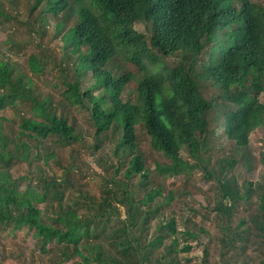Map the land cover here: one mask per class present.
Here are the masks:
<instances>
[{
  "label": "trees",
  "instance_id": "1",
  "mask_svg": "<svg viewBox=\"0 0 264 264\" xmlns=\"http://www.w3.org/2000/svg\"><path fill=\"white\" fill-rule=\"evenodd\" d=\"M7 21L25 27L4 44L0 31V112L16 110L0 115V226L35 230L44 254L60 252L52 264H181L193 248L187 239L206 230L179 229L167 211L175 190L164 186L200 171L219 185L213 200L205 196L223 232V261L232 252L248 264L247 245L236 242L257 229L264 264V177L250 178L264 165L250 140L264 129V2L0 0V28ZM32 42L47 52L20 67L11 52ZM49 62L60 75L58 98L38 83ZM79 144L104 167L101 195L81 184ZM21 163L30 172L17 176ZM63 188L76 189L66 208ZM252 198L258 212L234 230V211Z\"/></svg>",
  "mask_w": 264,
  "mask_h": 264
},
{
  "label": "rangeland",
  "instance_id": "2",
  "mask_svg": "<svg viewBox=\"0 0 264 264\" xmlns=\"http://www.w3.org/2000/svg\"><path fill=\"white\" fill-rule=\"evenodd\" d=\"M264 0H252V2H259ZM21 12L25 15L26 14V7H22ZM25 25H20L14 21H7L4 22V25L1 26V44H4V40H6L11 34H14L18 37L17 31L24 29ZM52 48L58 49L57 45L49 42ZM4 45H0V48ZM8 47V46H7ZM47 52L44 48L38 47L35 43H29L25 46V49L21 50V54H17L16 52H11L16 60H19L20 67L28 68V59L31 54H38L41 57V53ZM131 69L134 70L132 66ZM60 75L58 74L57 70L53 66L52 62H49L46 65V72L42 75L41 78H38V83L40 86L47 91H51L55 93L57 98L59 97L58 92L59 86L61 81L59 79ZM53 85H57L54 89ZM264 100V94L262 95ZM22 109H24V105H21ZM26 109H29V106H26ZM1 116H5L6 118H13L16 115V110L13 108H8L5 111L0 112ZM78 125L83 126L81 122V118H77ZM14 123L6 122V129L12 131L11 126ZM18 130V127L13 125ZM86 129V126H84ZM140 138L142 139V146L144 149L149 150V140H145V136L143 133L140 134ZM88 142L92 143V137H87ZM251 150L256 155L257 163L260 157V153L264 151V129L260 128L254 131L251 134ZM51 146L54 147L52 141L50 142ZM77 151L81 154V162L80 165L83 169V173L85 175L84 180H81V184L87 186V189L92 194L101 195L102 193V181L100 180L99 174H104V167L98 165L97 160L90 154L89 147L87 144H79L76 146ZM63 150H60V152ZM63 155L68 153L63 152ZM214 156L217 157L221 153L219 151H215ZM164 158H160L162 161ZM52 171L57 172L58 176L60 177L63 173L60 167H57L52 162ZM13 171L15 175H26L30 172L29 166L26 164H18L13 167ZM238 173L242 179L246 178V171L240 168ZM98 174V175H97ZM18 176V175H17ZM264 177V165L258 163V166L254 173L251 174L250 178L253 179L255 182L261 180ZM39 181V180H38ZM164 190H175L176 197L174 202L167 207L168 213H175L178 216V224L179 229L186 230L189 227L192 228L191 230L194 231L197 227L202 226L206 232H199L198 239H187V243L192 245L193 248L190 252L180 254L182 258L181 264H201L204 261L205 257V249L208 250V264H226L223 261L224 257L222 254L224 253L223 250V243H222V236L223 232L220 227L219 219L216 216V211L210 212L209 204L205 194H208L210 200H213L214 196H218L219 185L215 181H210L204 177V173L197 171L192 174L189 178H184L181 176L173 177L169 179L164 186ZM65 191V196L63 198L64 207L70 205V201L74 197H76V189L73 188H63ZM167 194V192H166ZM141 195L134 196L135 199L140 198ZM256 198H252L247 201H240V205L234 211L231 219V227L236 230L237 225L242 219H246L247 221H251L250 217L255 215L258 212ZM85 209L80 208L79 212L83 213ZM121 217L125 216L124 207L120 206ZM183 216V218H182ZM191 220L195 222L194 225H187L186 223ZM159 222L156 220L149 226L148 233L143 235L142 239L148 241L153 236V229ZM189 228V229H190ZM194 229V230H193ZM5 230V231H4ZM243 230V229H242ZM35 230L32 232L25 228L24 230L17 232V234L12 233V228L4 229L0 226V261H3L4 264H52L54 259L60 255V252L44 254L42 246L39 244V240L35 237ZM258 233L257 229L254 230L253 233H248L249 236L246 238L244 236V240H238L236 242V246L247 245L246 250V258L248 260V264H261V259H263L262 251H260L259 243L260 238L256 235ZM171 239H168L170 241ZM52 250V248H50ZM240 253V251H239ZM228 261H231L230 264H244L243 261L235 262L233 259V253L229 252L226 255ZM78 259H74L65 264H78Z\"/></svg>",
  "mask_w": 264,
  "mask_h": 264
}]
</instances>
